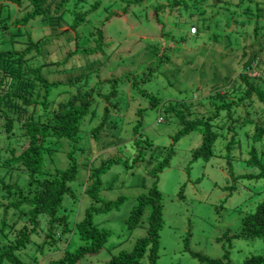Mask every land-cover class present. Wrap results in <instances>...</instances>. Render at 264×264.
Listing matches in <instances>:
<instances>
[{
  "label": "rangeland",
  "instance_id": "rangeland-1",
  "mask_svg": "<svg viewBox=\"0 0 264 264\" xmlns=\"http://www.w3.org/2000/svg\"><path fill=\"white\" fill-rule=\"evenodd\" d=\"M55 1L47 4L51 16ZM99 1L102 5L95 12L92 7ZM198 1L200 3L192 8L194 16L184 17L190 16L189 13L173 12L174 0H144L140 5L122 0H86L82 7L71 6L81 14L92 13L88 15L87 24L79 29V37L70 29L74 14L62 18L53 16L50 22L37 21L21 30L23 41L29 40L28 37L34 42L46 41L40 58L43 64L59 62L43 70L51 80L67 84L71 78L90 72L77 87L84 91L95 88L106 95L112 91V86L102 81L123 80L111 106L95 94L94 112L85 118L79 143L66 142L56 147L55 155H46V169H66L67 154L74 150L79 172L71 187L76 192V200L66 198L62 212L71 220L82 217L90 205L83 192L93 183L90 175L95 169L107 170L101 178L100 197L104 202L126 198L120 210L95 215V224L110 230L112 235L98 255L84 258L81 264H108L119 252L132 251L137 239L147 235L146 218L133 231L125 221L137 204V198L147 194L153 186L154 180L148 173L158 158L151 157L152 153L157 148L169 147L180 129L175 117L163 112L164 104L170 102L189 111L192 119L215 116L218 105L224 103H232L233 115L220 110L213 122L219 134L213 159L193 160L194 150L202 144L200 131H194L178 142L170 167L159 175L165 225L160 233L157 264H206L199 256L221 264H243L251 255H264L261 238H232L242 230L244 217L264 202V177L258 178L260 169L249 163L255 148V154L264 164V144H254L251 137L254 126L243 125L248 119L264 123V103L254 95L236 107L238 99L249 90L242 74L264 90V40L258 42L255 37L256 28L260 31L259 39L264 37V0H254L250 7L247 1L240 5L243 0ZM161 7H165L161 15L166 26L165 36H162L161 25L156 23V12ZM176 14L186 21L180 23ZM16 15L23 13L16 12ZM109 16L112 19L104 26L109 36L105 51L88 56L80 52L82 55L64 62L76 49L97 46V30ZM195 24L197 35H191L190 28ZM150 66L156 68L152 80ZM68 91L74 92L68 85L61 86L53 90L50 100L55 101L56 93L62 94L64 99ZM145 91L155 94L158 106L162 104L160 109L151 107L153 98L143 97ZM29 92L39 103L28 108V113L36 109L37 116L43 115L45 89L34 85ZM107 106L109 119L103 131L94 136L93 129L102 123ZM138 125L139 134L136 133ZM140 137L151 141L153 146L142 143L137 146L135 141ZM232 140L238 143L229 152L227 145ZM0 145L3 150L8 146L4 141ZM138 158L141 160L136 162ZM231 167L235 177L230 175ZM4 171L1 169L0 173ZM13 173L11 183L18 180L16 171ZM20 183L25 185V180ZM7 220L13 222V218ZM46 223V219L42 220V226L47 229ZM70 226L74 229L73 224ZM44 237L45 232H40L34 240L42 244ZM81 245L78 233L71 231L58 239L57 246L51 243L44 254L32 244L17 255L26 264H53L55 260H62L61 253L65 249L74 253ZM141 264L150 262L145 258Z\"/></svg>",
  "mask_w": 264,
  "mask_h": 264
},
{
  "label": "trees",
  "instance_id": "trees-1",
  "mask_svg": "<svg viewBox=\"0 0 264 264\" xmlns=\"http://www.w3.org/2000/svg\"><path fill=\"white\" fill-rule=\"evenodd\" d=\"M122 1L131 5H140L144 0ZM246 1L247 6L250 7L249 4L254 0H243L240 5ZM49 2L50 0H0V142L4 141L8 145L4 147V150L0 145V170L5 169L3 174L0 173V264H26L17 254L32 244L44 254L45 249L51 243L57 246L58 239L71 231L74 234L75 231L78 233L82 245L74 253L65 249L61 253L63 255L62 260H55L53 264H81L84 258L98 255L105 248L112 235L110 230L101 229L95 224V215L120 210L126 200L125 197H120L116 201L104 202L100 197L101 178L107 170L95 169L90 175L93 183L84 188L83 193L89 198L90 205L85 209L83 216L74 221L71 220L70 216L62 213L65 210L66 198L70 197L76 200V192L72 189L71 184L78 178L79 165L74 158V150H71L67 154L69 165L66 169L55 167L48 170L46 169V155H55L56 147L62 146L66 142L79 143L85 118L94 112L93 109L97 101L95 94L111 106L112 100L116 99L119 94L120 81L123 80L109 78L102 81V83L112 86V91L106 95L102 94L101 91H96L95 88L84 91L77 87V84L86 79L90 72L80 77L71 78L67 84L62 81L51 80L45 72L43 73L45 67L50 64L59 65V62L43 64L40 58L43 57L42 49L46 41L34 42L31 37H28L29 40H21L22 28L37 21L50 22L53 16L54 18H62L67 14H74L75 18L70 29L79 37V29L87 24L88 15L92 14L90 11L81 14L71 7H82L86 0H56L51 11L53 16H51L47 6ZM198 3H200L198 0H174L171 7L173 12L183 11L190 15L184 17H192L194 16L192 8ZM101 5L102 2L99 1L92 9L96 12ZM164 8L161 7L156 12V23L161 25L162 36H165L166 29L165 23L161 19ZM199 11L201 12V10ZM16 12L23 13V15L17 16ZM176 17L180 23L186 21L178 14ZM111 19L112 16H109L98 28V37L95 39L97 46L94 49H76L69 53L64 62L76 55L88 56L105 51L108 45L105 41L109 36L105 33L104 26ZM193 29L197 30L196 24L190 28V34L197 35ZM257 31L256 28V40L258 42L264 40V37L259 39L260 31ZM149 68L151 71L149 78L152 80L153 71L156 72V68L151 66ZM248 68L250 69V67ZM241 77L248 84L249 90L244 97L238 99L239 103L236 107L242 103L245 104L254 95L261 103H264V90L254 83H250L245 74H242ZM34 85L41 87L42 90L45 89L46 92L43 95L44 102L42 103L45 110L40 116L36 115V109L32 114L27 111L28 108L39 103L29 92L30 87ZM64 85L70 86L74 92H66L65 94L68 96L64 99L61 98L62 94L56 93L55 101L50 100V96L54 94L53 90ZM147 95L153 98L152 101L150 99L151 107H157L159 100L153 97L155 94H148L145 91L143 97ZM220 99L222 100L221 97ZM161 105L157 108L160 109ZM51 106H53L52 110ZM23 108L25 111H22ZM217 108L218 114L215 116L207 119H192L190 112L177 107L176 103L164 104L163 112H168L175 117L180 129L172 137L173 143L169 147H163V150L157 148L152 153L151 157L156 156L158 158L156 164L150 160L153 167L148 175L154 180L153 186L147 194L137 198V204L134 206L130 217L125 221L128 229L133 231L140 227L146 218L147 235L137 239L132 251L119 252L108 264H141L145 258L149 260L150 264H157L160 254V233L165 225L164 198L158 185L160 182L159 175L170 167L178 142L194 131H200L202 144L200 148L194 150L193 160L203 159L208 162L214 158L219 134L214 130L216 124L213 122L215 123L220 110L227 111V115H233L232 103H224L218 105ZM141 111L139 109V112ZM109 115L110 110L107 106L102 123L93 129L94 136L103 131ZM163 122L164 119L162 118L161 123ZM17 124L18 129L16 128ZM243 125L254 126L251 136L254 144H264V123L248 119L244 121ZM136 133L139 134V125L136 127ZM140 138L135 141L137 146H140L141 143L143 146H153V143L148 139L142 138V140ZM235 143L238 141L232 140L227 145L229 152ZM256 151L253 148L252 154L254 156L249 163L260 169V174L257 176L260 178L264 177V164L255 154ZM140 160L138 158L135 161ZM13 171H16L18 180L11 183L9 181L13 178ZM230 172L231 177H235L232 167ZM22 179L25 180L23 186L20 185ZM9 218H13V222L8 221ZM44 219L47 221V229L46 226H42ZM71 224H73L74 229L71 228ZM40 232H45L44 242L37 244L34 237L39 236ZM241 236L261 238L264 241V202L260 203L253 213L244 217L242 230L234 234L232 238H240ZM199 259L206 264H221L220 261H212L200 256ZM243 264H264V255H251Z\"/></svg>",
  "mask_w": 264,
  "mask_h": 264
},
{
  "label": "built area",
  "instance_id": "built-area-1",
  "mask_svg": "<svg viewBox=\"0 0 264 264\" xmlns=\"http://www.w3.org/2000/svg\"><path fill=\"white\" fill-rule=\"evenodd\" d=\"M193 32H194V33H196V32H197V30H196V29H193Z\"/></svg>",
  "mask_w": 264,
  "mask_h": 264
}]
</instances>
